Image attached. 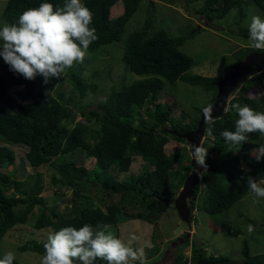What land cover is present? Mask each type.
I'll use <instances>...</instances> for the list:
<instances>
[{
  "label": "trees",
  "instance_id": "1",
  "mask_svg": "<svg viewBox=\"0 0 264 264\" xmlns=\"http://www.w3.org/2000/svg\"><path fill=\"white\" fill-rule=\"evenodd\" d=\"M161 1L173 4L178 0ZM81 2L92 12L90 27L96 29L98 36L87 53L100 56L104 54V47L122 42L126 26L138 13L144 0ZM120 2L124 12L113 19L112 9ZM42 3H52L55 10L63 6L64 0H7L1 20L12 25L25 10L38 8ZM251 4L264 14V0H204L198 14L208 20H215L224 19L233 11L238 35L249 38L248 28L242 27V23L246 18V9ZM153 25L154 20L148 19L141 30L128 36L124 44L123 61L127 69L143 79L113 89L106 100L100 101L96 108L90 110H87L90 106L83 107L80 98L74 96L76 91L82 100L90 93L96 94L99 89V83L86 82L84 73L87 65L84 63H74L60 78H50L47 84L42 76L27 80L10 71L8 64L0 66V141L27 148L23 162L33 170L43 166L51 168V184L57 188L56 193L60 197L66 196L67 192L72 193L71 203L65 211L51 208L42 196L45 186L41 172L27 175L25 180H21L17 178L18 174L10 175L1 170L19 168L15 165L14 150L0 142V259L4 257L1 246L4 238L15 227L25 225L38 211L40 214L33 230L48 228L54 232L69 226L79 229L84 224L94 228L98 224L116 226L127 220L153 224L174 203L192 172L190 150L184 145L188 142L177 134L196 129L203 110L199 111V119L194 121L190 116V121L184 122L189 115L175 119L174 102L162 103L157 98L166 86L184 82L213 92L208 104L210 106L217 97L218 88L215 84L223 77L190 73L194 60L181 51L188 38H174L163 30L152 34ZM263 51L242 48L236 63L228 71L251 53ZM99 74V71H93L94 77ZM65 80L69 81L74 91L68 95L55 93V86ZM256 82L262 92L259 97L252 98L250 91ZM236 103L264 113V75L261 76L252 68L242 78L228 108ZM78 108L82 114L77 113ZM77 116H81L82 121L76 122ZM238 118L234 110L227 111L221 118L214 120L213 135H206L203 141V147L208 149L207 169L195 189L191 204L192 221L198 208L215 216L227 212L243 200L251 192L247 185L248 176L264 181V158L259 161L242 159L244 154L264 144L263 135L251 133L248 142L240 146L226 143L220 135L224 130L234 131ZM171 140L183 144V148L168 154L166 147ZM136 158H141L145 164L138 176L125 182L108 176L113 169L128 173ZM87 159L95 161L93 168L87 167ZM200 186L206 196L204 203L197 208ZM46 240L31 239L22 243L19 249L45 254ZM242 256L237 261L213 254L209 257L207 247L199 250L193 243L192 255L187 256L184 250L180 251L172 264H264V253L252 255L246 244ZM13 264L20 263L14 260ZM96 264L106 262L97 260Z\"/></svg>",
  "mask_w": 264,
  "mask_h": 264
},
{
  "label": "rangeland",
  "instance_id": "2",
  "mask_svg": "<svg viewBox=\"0 0 264 264\" xmlns=\"http://www.w3.org/2000/svg\"><path fill=\"white\" fill-rule=\"evenodd\" d=\"M6 3L7 0H0V28L6 25L5 21L1 20ZM203 5L204 0H178L173 4H167L161 0H144L138 13L126 26L122 42L104 47L102 49L104 54L100 56L86 54L83 63L87 65V71L84 73V77L87 78L86 82L90 84L99 83V89L97 88L98 93H90L82 100L75 91V98H80L83 103L82 106H90L87 109L90 110L96 108L100 101L106 100L113 89L129 86L135 81L143 79L142 76H138L127 69L123 61L124 44L128 36L134 31L141 30L145 22L150 18L154 20L153 29L151 30L152 34L163 30L174 38H188L184 46L181 47V51L194 60L195 64L190 73L207 77H224L229 72L228 69H231L236 63L241 54L239 51L242 48H252L250 40L238 35L239 29L235 27L233 21L235 12L232 11L224 19L208 20L205 16L198 14ZM123 12V4L121 2L117 3L112 9L111 18H117ZM253 16H260L264 19V14L255 5L251 4L246 9V18L242 23V27L248 28ZM4 63L3 58L0 57V66L4 65ZM93 71H99V76L94 77ZM73 91V87L67 80L54 88L55 93L67 95ZM261 92L262 89L256 82L255 87L250 91V96L252 98L259 97ZM213 95V92H206L200 87L178 82L173 86H166L157 100L162 103L172 104L174 102L176 106H174L173 117L179 119L183 115H189L184 121L189 122L190 116L194 121L199 119V111H204L205 108L209 107L208 104ZM80 111L81 109L78 108L77 113H81ZM82 119L81 116H77L76 122H80ZM0 142L14 150L16 155L15 165L19 168L10 167L8 169L2 168L1 170L10 175L18 174L17 178L21 180H25L27 175L41 172L43 174V185L45 186L42 196L46 198L47 204L51 208H58L62 212L65 211L66 207L71 203L72 193L67 192L64 197H60L56 193L57 188L51 184L53 170L47 166L33 170L25 161L23 162L27 148L4 140ZM184 145L185 148L190 150L191 155L190 144ZM181 148H183V144L174 140H171L166 147L168 154H172ZM79 159H82L81 156H79ZM242 159L244 161L256 160L253 151L244 154ZM94 162L93 159L85 160V164L90 169L94 167ZM144 165L141 158H136L128 173H119L117 169H113L108 176L110 175L121 182L129 181L141 173ZM49 172L51 173L46 174ZM257 182L259 186L264 187L263 180ZM201 189L202 186H200L197 193V208L205 201V190ZM93 193L95 194L96 192L93 190ZM39 212H36V215H32L25 225L17 226L8 233L1 244L3 255L12 252L15 256L14 260L20 264H41L45 254L23 252L19 249L22 243L31 239L43 241V239L47 238L49 232H52L48 228L33 230L35 220L40 214ZM249 225L253 229L251 232L248 231ZM108 230L125 243L128 242L130 234H135L138 239L134 242L133 247L144 248L145 257L148 260L147 264H172L180 251L184 250L187 256H191L193 253V241L191 242L190 240L188 244V240L180 243L181 240L183 241V234H188L190 229L181 220L174 203L169 206L161 217L156 218L153 224L142 220H127L116 226H110ZM192 232L203 241L207 251L215 256H226L237 261L243 257L242 249L244 244L249 247L252 255L263 254L264 198L257 197L250 192L230 210L215 216L209 215L198 208L194 212ZM175 243L176 245H174ZM151 255H153V258Z\"/></svg>",
  "mask_w": 264,
  "mask_h": 264
},
{
  "label": "clouds",
  "instance_id": "3",
  "mask_svg": "<svg viewBox=\"0 0 264 264\" xmlns=\"http://www.w3.org/2000/svg\"><path fill=\"white\" fill-rule=\"evenodd\" d=\"M92 20V12L81 0H64L63 6L55 10L52 3L29 8L16 23L0 28V57L10 71L27 80L42 76L47 84L50 78H60L74 63L84 62L89 46L98 39L96 29L90 27ZM248 31L250 46L264 50V19L253 16ZM231 110L239 118L234 131L220 133L226 143L240 146L248 142L251 133L264 135V113L241 107L239 103L226 108V111ZM210 111V107L204 109L206 114ZM206 124V135L212 136L215 121L209 117ZM207 154V148L193 146L192 158L205 171ZM253 155L257 161L264 158V144L253 149ZM247 185L255 196L264 198V187L259 186L256 178L248 176ZM109 227L98 224L94 228L84 224L79 229L69 226L49 232L41 264H96L97 260L106 264H147L144 248L133 247L138 239L135 234H130L125 243L114 236ZM252 230L249 225L248 231ZM14 259V254L8 252L0 259V264H13Z\"/></svg>",
  "mask_w": 264,
  "mask_h": 264
},
{
  "label": "water",
  "instance_id": "4",
  "mask_svg": "<svg viewBox=\"0 0 264 264\" xmlns=\"http://www.w3.org/2000/svg\"><path fill=\"white\" fill-rule=\"evenodd\" d=\"M252 68H254L261 76L264 75V52L251 53L243 61L239 62L233 70L227 72L226 75L215 84L218 88V92L215 102L209 106L211 109L210 113L206 114L203 111L196 129L183 134H177L179 138L185 139L190 144L191 157L193 146H202L203 141L206 139V119L210 117L212 120H215L221 118L227 112L226 108L229 106L231 97L240 86L242 78L249 74ZM171 133L175 134L173 131H171ZM191 167L192 172L185 180L177 198L174 201V205L181 220L185 222L190 229V232L185 238H183V241L181 240L180 243H183L186 240H191L197 249L203 250L205 244L194 232H192L193 222L191 204L195 195V189L200 184L205 169L202 166L197 165L193 158L191 161ZM174 245H176V243ZM211 254V252H207L209 257Z\"/></svg>",
  "mask_w": 264,
  "mask_h": 264
},
{
  "label": "flooded vegetation",
  "instance_id": "5",
  "mask_svg": "<svg viewBox=\"0 0 264 264\" xmlns=\"http://www.w3.org/2000/svg\"><path fill=\"white\" fill-rule=\"evenodd\" d=\"M187 233H185V235H186Z\"/></svg>",
  "mask_w": 264,
  "mask_h": 264
}]
</instances>
